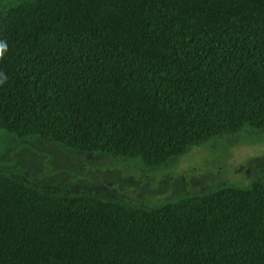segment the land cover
Returning <instances> with one entry per match:
<instances>
[{
  "label": "trees",
  "instance_id": "16d2710c",
  "mask_svg": "<svg viewBox=\"0 0 264 264\" xmlns=\"http://www.w3.org/2000/svg\"><path fill=\"white\" fill-rule=\"evenodd\" d=\"M0 43V129L19 140L157 169L264 131V0H17ZM16 157L0 264H264V180L144 206L37 188Z\"/></svg>",
  "mask_w": 264,
  "mask_h": 264
},
{
  "label": "rangeland",
  "instance_id": "374dc122",
  "mask_svg": "<svg viewBox=\"0 0 264 264\" xmlns=\"http://www.w3.org/2000/svg\"><path fill=\"white\" fill-rule=\"evenodd\" d=\"M16 2L0 0V18ZM28 139L19 140L0 129V158L5 157L4 164L9 165L8 157H22L20 178L47 191L92 189L151 206L225 184L250 186L264 180V131L225 133L157 169H145L136 160L76 153L34 137ZM24 147L30 152L22 153Z\"/></svg>",
  "mask_w": 264,
  "mask_h": 264
},
{
  "label": "clouds",
  "instance_id": "9594fccd",
  "mask_svg": "<svg viewBox=\"0 0 264 264\" xmlns=\"http://www.w3.org/2000/svg\"><path fill=\"white\" fill-rule=\"evenodd\" d=\"M6 48V45H4L3 43H0V53H2V51Z\"/></svg>",
  "mask_w": 264,
  "mask_h": 264
}]
</instances>
